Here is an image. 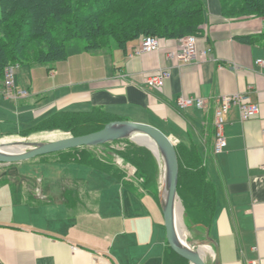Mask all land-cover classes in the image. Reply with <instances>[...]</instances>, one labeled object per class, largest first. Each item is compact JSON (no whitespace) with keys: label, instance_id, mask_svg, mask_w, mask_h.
Here are the masks:
<instances>
[{"label":"crops","instance_id":"1","mask_svg":"<svg viewBox=\"0 0 264 264\" xmlns=\"http://www.w3.org/2000/svg\"><path fill=\"white\" fill-rule=\"evenodd\" d=\"M203 1V31L195 36L206 55L189 64L172 57L182 38L162 39L160 49L143 54L135 53L141 38L126 50L72 54L47 72L53 80L46 92L7 97L0 84V139L57 111L99 106L160 129L175 145L195 142L216 189L208 241L195 248L203 246L208 264L216 250L220 264H264V66L257 63L264 41L249 38L264 31V18H228L220 0ZM161 69L171 72L164 86H149L146 78ZM237 92L247 93L259 113L242 119L233 105L228 146L216 154L219 98ZM179 95L203 97L206 106L181 110ZM71 164L86 178L0 185V264H163L166 230L156 222L152 196L137 197L114 176Z\"/></svg>","mask_w":264,"mask_h":264},{"label":"trees","instance_id":"2","mask_svg":"<svg viewBox=\"0 0 264 264\" xmlns=\"http://www.w3.org/2000/svg\"><path fill=\"white\" fill-rule=\"evenodd\" d=\"M229 1L220 0L222 13L228 18H264V0ZM205 16L203 0H0V84L9 65L45 66L51 72L56 63L83 50L106 49L113 43L126 50L129 44L149 35L162 39L198 35L203 31ZM249 38L264 41V31ZM75 40L85 42L79 50L69 46ZM116 120L126 118L99 106L88 111L60 110L20 130L17 135L21 139L15 141L50 142L85 135ZM117 142H125L115 153L136 167L134 179L126 178V170L114 157L96 153L93 146L38 156L36 161L81 164L114 176L137 197L152 195L158 199L159 166L153 153L129 138ZM176 151L178 194L186 218L204 228V239L208 241L216 209L215 186L208 178L206 163L195 142L179 143ZM16 164L0 167V175ZM7 181L0 178V185ZM163 264L191 263L175 253L167 242Z\"/></svg>","mask_w":264,"mask_h":264},{"label":"water","instance_id":"3","mask_svg":"<svg viewBox=\"0 0 264 264\" xmlns=\"http://www.w3.org/2000/svg\"><path fill=\"white\" fill-rule=\"evenodd\" d=\"M126 138L149 148L159 158L152 147V144H155L163 159L164 179L159 197L169 246L175 253L187 259L191 264H208L205 259V252L202 250L203 246L201 248L189 246L180 230L179 216H181L184 227L185 225L183 221L184 205L178 194L179 161L176 145L163 131L152 125L130 120H116L107 123L99 131L80 136L50 142L27 143L15 141L1 143L0 163L4 165L21 163L42 155L79 147L104 145ZM14 147L19 148L13 150ZM215 261V264H220L217 250Z\"/></svg>","mask_w":264,"mask_h":264},{"label":"rangeland","instance_id":"4","mask_svg":"<svg viewBox=\"0 0 264 264\" xmlns=\"http://www.w3.org/2000/svg\"><path fill=\"white\" fill-rule=\"evenodd\" d=\"M229 2H232L230 0ZM189 35L194 34H187L182 39ZM143 37H141L142 39ZM81 43H85L83 40H75L72 42L71 46L76 47L78 50L81 48ZM118 46L113 43L112 48H117ZM111 48V47H110ZM110 50V49H109ZM47 68L45 66H38L37 69H29L27 66H19L17 68V78H18V88L20 90L27 91L30 93H35V91L40 90L46 92L47 89L51 86L52 83V76L48 75ZM33 81H32V76ZM3 84V82L1 83ZM47 96L48 94L43 93L42 96ZM50 95V94H49ZM16 123V122H15ZM15 123L11 124V127L15 125ZM17 127L14 126V129ZM18 129L15 130V134L18 133ZM21 137H19L17 134L7 137L5 139H1V143H8V142H15V140H19ZM130 139V138H129ZM132 140V139H130ZM135 142L134 140H132ZM137 143V142H135ZM138 144V143H137ZM139 145V144H138ZM125 146V142H117L114 141L110 143L109 145H98L93 146V149L96 151V153H102V155H111L114 157L115 161L126 170V178L131 179L135 178L136 174V167L131 165L130 163H125L124 160L119 157L118 154L115 153L117 150H121ZM142 146V145H141ZM145 147V146H144ZM149 149V148H148ZM150 150V149H149ZM152 152V150H150ZM154 157L156 158L159 166V173H158V181H157V189L160 190L163 186V179H164V163L163 159L157 158V156L152 152ZM38 158H33L28 161H24L21 164H16L13 166L7 167L0 175V178H7L11 180H16L18 182H37L38 179L43 180L45 182H58L62 179L68 178H76V177H85L86 174L79 170V165L71 164V163H65L61 164L60 162H52V163H43L36 161ZM6 166L4 164L0 163V167ZM163 166V167H162ZM163 172V173H162ZM83 175V176H82ZM84 179V178H82ZM152 196V195H151ZM148 198V197H147ZM152 202L151 205H153L154 213H155V219L157 223L164 225V217L162 213V209L160 206V197L158 196V199H156L154 196L151 197ZM148 201L150 199H147ZM150 202V201H149ZM183 203V202H182ZM184 205V204H183ZM184 225H185V241L186 243L191 247H197L198 245L205 244V231L202 226L193 224L186 218L185 214V207H184V217H183ZM163 227V226H162ZM192 229V230H191ZM190 233V234H189Z\"/></svg>","mask_w":264,"mask_h":264},{"label":"built area","instance_id":"5","mask_svg":"<svg viewBox=\"0 0 264 264\" xmlns=\"http://www.w3.org/2000/svg\"><path fill=\"white\" fill-rule=\"evenodd\" d=\"M162 38L158 36H144L141 39L139 46L136 48V54H143L153 52L160 49ZM207 51H200L197 46V38L195 35H189L183 39L180 51L172 53V57H176L183 64H189L196 61L200 56L206 55ZM257 63L264 66V59H258ZM17 66L9 65L6 68L3 85L4 93L7 97H23L28 94L27 91L20 90L16 86L17 80ZM171 76L169 69H161L156 73L150 74L146 78V82L151 87L161 88L164 86L166 79ZM206 99L203 97H189L179 95L176 98V103L179 109L184 110L190 107L204 108L206 106ZM233 105H237L242 119H250L259 113V105L253 102L247 93H233L223 94L219 98V106L215 111L214 126H215V146L214 152L216 154L222 153L228 146L227 136L225 132L226 115ZM253 264H261L260 261Z\"/></svg>","mask_w":264,"mask_h":264},{"label":"bare ground","instance_id":"6","mask_svg":"<svg viewBox=\"0 0 264 264\" xmlns=\"http://www.w3.org/2000/svg\"><path fill=\"white\" fill-rule=\"evenodd\" d=\"M152 147L154 149V151L156 152V154L158 155V157L161 159V155H160V152L159 150L157 149V147L155 146V144H152ZM19 147H14L12 148L13 150H17ZM158 158V159H159ZM163 167V166H162ZM163 173V172H162ZM180 208V207H179ZM179 226H180V230L181 232L185 235V227L183 226V223H182V219H181V216H179ZM192 230V229H191ZM190 234V233H189ZM185 237V236H184Z\"/></svg>","mask_w":264,"mask_h":264}]
</instances>
